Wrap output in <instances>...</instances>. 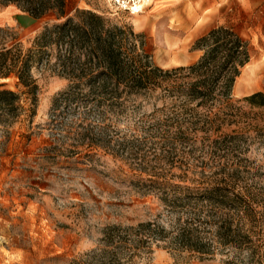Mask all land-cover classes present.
Segmentation results:
<instances>
[{"label":"rangeland","instance_id":"374dc122","mask_svg":"<svg viewBox=\"0 0 264 264\" xmlns=\"http://www.w3.org/2000/svg\"><path fill=\"white\" fill-rule=\"evenodd\" d=\"M136 1L68 0L67 17L90 9L133 30L128 46L164 69L196 63L201 37L233 27L250 42L251 58L230 105L193 116L162 86L124 94L111 108L63 105L56 117L54 99L71 83L56 47L32 69L35 105L16 77L0 79L23 100L16 117L0 118V264H226L235 251L201 258L175 243V227L196 208L173 206L186 196L175 184H227L255 195L264 212V106L246 100L264 93V0H147L141 10ZM21 6L0 0V48H28L45 26L66 19H34ZM146 222L171 232L156 237L138 228ZM257 230L264 263V220Z\"/></svg>","mask_w":264,"mask_h":264},{"label":"trees","instance_id":"16d2710c","mask_svg":"<svg viewBox=\"0 0 264 264\" xmlns=\"http://www.w3.org/2000/svg\"><path fill=\"white\" fill-rule=\"evenodd\" d=\"M16 1H22V12L34 18L49 14L59 20L66 18L45 26L28 48L22 43L0 48V79L16 77L32 105L37 90L32 69L44 61L49 48L58 49L60 74L71 83L54 99L56 117L63 105L75 103L88 111L92 107L111 108L124 94L162 86L175 98H181L183 112L196 116L199 107L209 109L218 102L230 105L235 81L251 58L250 42L233 27L219 26L197 41L196 48L204 53L196 63L164 69L147 54L128 46L129 37L137 36L133 30L113 24L102 14L77 9L73 16L67 17L68 0H11ZM246 100L264 106V93H253ZM22 101L21 92L0 82V118L16 117L23 108ZM152 182L162 185L158 180ZM173 188L186 191V200L176 197L170 201L174 207L190 203L196 207L175 227L173 237L177 245L197 252L201 258L217 250L235 251L232 258L225 260L226 264H264L259 252L262 235L257 230L264 212L259 210L255 195L219 182L198 191L179 184ZM138 228H147L149 234L156 233L160 238L171 232L151 222L141 223Z\"/></svg>","mask_w":264,"mask_h":264},{"label":"bare ground","instance_id":"6f19581e","mask_svg":"<svg viewBox=\"0 0 264 264\" xmlns=\"http://www.w3.org/2000/svg\"><path fill=\"white\" fill-rule=\"evenodd\" d=\"M147 0H140L135 2V9L141 10Z\"/></svg>","mask_w":264,"mask_h":264},{"label":"crops","instance_id":"0c3cea01","mask_svg":"<svg viewBox=\"0 0 264 264\" xmlns=\"http://www.w3.org/2000/svg\"><path fill=\"white\" fill-rule=\"evenodd\" d=\"M26 14H28V13H26ZM29 15V14H28ZM29 16H31V15H29ZM32 17V16H31ZM32 18H34V17H32ZM35 19V18H34Z\"/></svg>","mask_w":264,"mask_h":264},{"label":"built area","instance_id":"2783aa9c","mask_svg":"<svg viewBox=\"0 0 264 264\" xmlns=\"http://www.w3.org/2000/svg\"><path fill=\"white\" fill-rule=\"evenodd\" d=\"M135 1V0H134Z\"/></svg>","mask_w":264,"mask_h":264}]
</instances>
